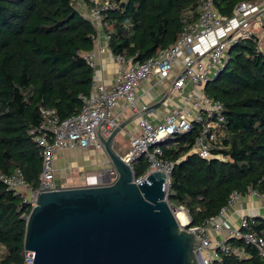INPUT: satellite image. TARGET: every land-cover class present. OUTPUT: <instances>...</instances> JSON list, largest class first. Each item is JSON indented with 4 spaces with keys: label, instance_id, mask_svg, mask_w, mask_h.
Instances as JSON below:
<instances>
[{
    "label": "trees",
    "instance_id": "trees-1",
    "mask_svg": "<svg viewBox=\"0 0 264 264\" xmlns=\"http://www.w3.org/2000/svg\"><path fill=\"white\" fill-rule=\"evenodd\" d=\"M89 0H0V175L22 170L37 190L43 168L41 149L30 131L44 121L41 108L61 120L78 115L83 97L93 90L94 71L83 55L96 47V27L79 10ZM214 0L216 10L231 17L242 2ZM201 0H116L104 21L113 55L145 62L175 44L186 15L196 20ZM224 108L223 137L215 158L191 151L201 125L161 145L174 162L168 202L185 208L192 227L220 215L233 193L264 195V52L256 41L241 40L229 51L218 78L204 88ZM149 165L134 164L136 178ZM57 182V180H56ZM31 207L0 182V264H24V239ZM251 231L264 238V217L250 221ZM231 252L212 264H264L258 250L243 240L227 241Z\"/></svg>",
    "mask_w": 264,
    "mask_h": 264
},
{
    "label": "built area",
    "instance_id": "built-area-1",
    "mask_svg": "<svg viewBox=\"0 0 264 264\" xmlns=\"http://www.w3.org/2000/svg\"><path fill=\"white\" fill-rule=\"evenodd\" d=\"M84 4H86L84 2ZM85 17L96 27L97 38L94 51L83 55L94 71L93 90L89 96L83 97L84 108L76 116L61 120L54 110L41 108L44 121L32 129L30 134L41 149L43 168L40 185L37 190L31 188L20 169L11 174H1L0 182L9 190L23 197L27 206L35 207L37 196L41 192L55 191L62 188L56 182L55 158L58 152L79 148L89 150L94 148L103 151L97 131L100 129L103 137L108 138L120 125V116L129 112L137 118L140 134L131 136L130 150L122 159L132 167L140 159L145 158L148 169L142 177L134 179L136 184H142L154 172L166 175L164 185L168 197L171 174L174 162L164 158L161 147L167 140L190 132L194 124L201 125V134L197 138L192 153L201 159L215 158L214 150L220 145L223 137L221 124L225 122L224 108L219 101L210 99L204 93L207 84L225 67L229 59L230 48L241 40H255L259 51L264 52V0L242 2L234 10L231 17L222 16L214 6V0H201L197 10L196 20L193 11L186 15L185 26L178 41L167 49L141 63L124 55H114L119 65L118 83L108 88L103 82H97L98 63L101 57L109 51L110 34L104 33V21L108 14L116 8V0H89L85 5ZM154 77L158 83L170 81L169 91H182L190 88L181 96L182 105L169 114L161 123H153L143 117L138 106L136 89L149 78ZM124 102L122 112L115 114L113 110ZM118 178L117 171L111 169L87 176L84 187L112 185ZM106 181V183H105ZM250 193L261 200L264 195L255 191ZM240 195L235 192L227 207L220 215L205 222L203 226L188 228L201 241L199 252L202 264H212L221 259L222 254H229L227 241L231 238L243 240L247 246L256 248L264 258V238L251 231L250 221L255 217L241 219L238 228L230 227L224 218L228 209L235 204ZM225 232L227 237L214 242L212 233ZM24 264H34L35 257L27 256L24 251Z\"/></svg>",
    "mask_w": 264,
    "mask_h": 264
},
{
    "label": "water",
    "instance_id": "water-1",
    "mask_svg": "<svg viewBox=\"0 0 264 264\" xmlns=\"http://www.w3.org/2000/svg\"><path fill=\"white\" fill-rule=\"evenodd\" d=\"M139 116L108 138L97 131L118 173L112 185L58 187L37 196L24 239L34 264H202L201 241L187 228L191 220L181 225L168 202L166 175L154 172L136 184L116 150L118 136Z\"/></svg>",
    "mask_w": 264,
    "mask_h": 264
},
{
    "label": "crops",
    "instance_id": "crops-1",
    "mask_svg": "<svg viewBox=\"0 0 264 264\" xmlns=\"http://www.w3.org/2000/svg\"><path fill=\"white\" fill-rule=\"evenodd\" d=\"M85 5L86 4L81 1L79 7L86 10ZM98 61V74L96 81L105 83L108 88L117 84L119 78V65L116 63L114 55L111 53V51H107ZM170 84V81L158 83L156 78L151 77L138 86L136 89L138 106L142 110V113L144 112V118L153 123H161L169 114L174 112L182 105L181 96L186 94L190 88H186L184 92L176 90L169 91ZM158 86L167 88V91L163 94H153V90H155ZM173 96H177L178 100H176V98L174 99ZM123 105L124 102L121 101L120 104L113 110V112L115 114H120V112H122ZM132 117L134 116H132L129 112H125L120 116L119 122L121 124L127 120H130ZM131 124L134 126L129 131L126 130V128ZM131 124L122 131V134L118 136L115 141L116 150L121 156L125 155L130 150L131 136H138L140 134L137 119ZM125 142H127V144ZM91 150H94V148L89 150L72 148L58 152L55 158L56 180L64 181L63 185L60 186H83L85 178H83L82 173L89 172L91 168H96V166L98 167L97 171L100 170L99 167L101 162L95 161L94 153ZM77 176H81L83 179H79ZM258 216L264 217V200L254 197L249 192L246 196H240L235 204L228 209L224 220L230 227L236 229L239 227L241 219L245 217ZM189 222L190 219L188 218V221L186 220L185 224ZM212 236L213 241L216 243L221 241L224 237L226 238L227 234L225 232L221 234L213 232Z\"/></svg>",
    "mask_w": 264,
    "mask_h": 264
},
{
    "label": "rangeland",
    "instance_id": "rangeland-1",
    "mask_svg": "<svg viewBox=\"0 0 264 264\" xmlns=\"http://www.w3.org/2000/svg\"><path fill=\"white\" fill-rule=\"evenodd\" d=\"M78 8H79V10L81 11V13H85V11H84V9H82L81 7H79L78 6ZM167 91V88H164L163 86H158L155 90H153V94H155V95H158V94H163L164 92H166ZM174 97V99L176 98V100H178L177 99V96H173ZM134 125L133 124H131L130 126H128L127 128H126V130H130L132 127H133ZM126 144H127V142H125ZM93 153H94V158H95V161H100L101 163H100V170L99 171H97L98 169V167L96 166V168H91L90 169V171L89 172H86V173H82V176H83V178H86L87 177V175H92V174H94V173H99V172H102V170H108V169H111L112 168V164H111V162H110V160H109V158H108V156L106 155V153H105V151L103 150V151H101V150H96V149H94V150H91ZM83 155V154H82ZM102 168V169H101ZM81 175V174H80ZM79 179L80 178H82L81 176L79 177V176H77ZM77 178V179H78ZM82 178V179H83ZM74 179V178H73ZM63 183H64V181H57V184L58 185H63ZM105 183H106V181H105ZM69 184H71V183H69ZM168 199V198H167ZM172 209H174L175 210V213H176V216H177V214H178V212L179 211H184L185 212V214L187 215V217H188V214L186 213V211H185V208H172ZM189 218V217H188ZM188 224V223H187ZM187 224H182V225H187Z\"/></svg>",
    "mask_w": 264,
    "mask_h": 264
},
{
    "label": "bare ground",
    "instance_id": "bare-ground-1",
    "mask_svg": "<svg viewBox=\"0 0 264 264\" xmlns=\"http://www.w3.org/2000/svg\"><path fill=\"white\" fill-rule=\"evenodd\" d=\"M177 218L180 222V224H185L186 223V220L188 221V217L187 215L185 214L184 211H180L178 214H177Z\"/></svg>",
    "mask_w": 264,
    "mask_h": 264
}]
</instances>
